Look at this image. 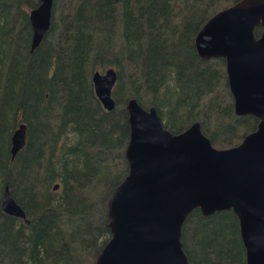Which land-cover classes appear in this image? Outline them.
<instances>
[{
	"label": "trees",
	"instance_id": "1",
	"mask_svg": "<svg viewBox=\"0 0 264 264\" xmlns=\"http://www.w3.org/2000/svg\"><path fill=\"white\" fill-rule=\"evenodd\" d=\"M65 1L56 26L52 0L49 28L29 52L37 0H0V197L6 186L29 220L0 210V264H94L109 238L107 197L128 171V99L154 106L172 133L198 121L216 148L257 124L235 114L225 60L201 59L194 45L206 20L237 0ZM108 67L115 105L105 111L89 77ZM20 122L25 144L10 159ZM181 243L189 264H245L232 210H193Z\"/></svg>",
	"mask_w": 264,
	"mask_h": 264
},
{
	"label": "water",
	"instance_id": "2",
	"mask_svg": "<svg viewBox=\"0 0 264 264\" xmlns=\"http://www.w3.org/2000/svg\"><path fill=\"white\" fill-rule=\"evenodd\" d=\"M51 6L52 0H37L28 11L30 51L49 27ZM194 45L201 59L225 60L234 112L257 119L256 128L240 143L216 148L198 121L172 133L154 106L143 108L134 97L128 99V171L107 197L109 238L94 264H189L181 227L195 209L203 216L232 210L245 264H264V0H237L215 12ZM115 79L113 68L91 74L94 95L106 111L114 108L110 92ZM25 129L19 123L13 130L10 159L23 147ZM0 210L29 222L6 186Z\"/></svg>",
	"mask_w": 264,
	"mask_h": 264
},
{
	"label": "rangeland",
	"instance_id": "3",
	"mask_svg": "<svg viewBox=\"0 0 264 264\" xmlns=\"http://www.w3.org/2000/svg\"><path fill=\"white\" fill-rule=\"evenodd\" d=\"M66 1L65 0H54V3H55V7L54 10L55 12H52V23H55L56 26L59 24H61V20L63 19L64 17V14L67 13V4L65 3ZM59 27V26H58ZM58 27H57V30H58ZM56 30V32H57ZM56 32L52 29V32L51 33H55L56 35ZM51 35L47 38V41H49ZM53 44L55 45L54 41H53Z\"/></svg>",
	"mask_w": 264,
	"mask_h": 264
}]
</instances>
